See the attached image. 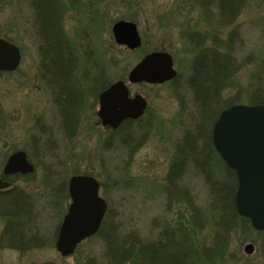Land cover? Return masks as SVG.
Masks as SVG:
<instances>
[{"label":"rangeland","instance_id":"374dc122","mask_svg":"<svg viewBox=\"0 0 264 264\" xmlns=\"http://www.w3.org/2000/svg\"><path fill=\"white\" fill-rule=\"evenodd\" d=\"M58 2L63 32L77 52L71 59L74 65L78 64L76 79L84 88L80 106L78 109L75 106L77 115L62 96L61 107L73 115L65 112L63 118L54 101L57 93L50 84L55 77L40 61L33 8L28 0H0V38L12 41L20 51L18 66L12 72L0 71V171L9 153L26 152L35 170L33 174L14 178L10 187L19 186L30 198L28 234L43 239V245L21 255L5 247L4 238L1 239L4 222L0 218V264H39L47 260L76 264L80 253L85 254L93 246L99 248L96 240L83 241L72 255L61 257L53 244L70 202L67 181L79 173H88L99 181V195L106 201L112 219L146 236L156 231L155 222L163 226L191 215L184 199L172 203L168 198H188L204 209L209 183L222 186L230 176L210 148L215 119L208 118L197 127L201 123L200 111L190 87L193 64L200 59V65L208 66L211 53H217V59L224 61L221 75L226 71V54L229 57L230 75L226 77L225 73L214 85L208 82L205 88L200 86L207 92L200 97L201 103L204 104L202 97H207L209 112L215 109L210 113L229 103L250 104L254 92L264 89V0L229 1L235 2L229 6L236 11L232 13L234 18L226 20L215 3L201 7L203 3L194 0ZM121 19L136 24L142 41L138 48L127 50L114 43L111 26ZM160 50L171 55L176 80L158 85L127 83L132 66L145 54ZM95 61L100 63L105 82L124 80L130 95L139 93L147 101L142 117L125 122L117 134L99 124L98 93L83 79V72L92 74ZM202 75L193 78L196 83ZM196 83L195 90H200ZM128 129L136 137L129 145L119 144V135ZM141 130L144 136L137 134ZM186 130L193 135L189 147L194 152L176 150ZM172 170L179 171L173 176L179 193L173 196L165 188ZM228 185L231 183L223 187L226 189ZM248 224L238 230L242 240L239 246L229 248L238 252L239 260L225 258V264H264L262 237ZM208 227H203L204 235L209 233ZM246 243L254 245L251 254L243 252Z\"/></svg>","mask_w":264,"mask_h":264},{"label":"trees","instance_id":"16d2710c","mask_svg":"<svg viewBox=\"0 0 264 264\" xmlns=\"http://www.w3.org/2000/svg\"><path fill=\"white\" fill-rule=\"evenodd\" d=\"M30 6L33 8L34 21H35V33L38 36L40 58L43 62V67L48 73L54 76L53 83H50L57 97L54 101L59 107V113L62 118L64 113H69L62 106L63 100L68 101L67 105L72 112L77 115L75 106H80L83 99V89L76 76V65H74L72 58L77 55L75 46L68 41L66 35L63 32L61 25V3L58 0H28ZM203 7L206 4L215 3L218 7L219 14L222 18L231 19L233 11L236 9H230L229 5H235L236 0H194ZM228 3V4H227ZM225 6V10H223ZM234 11V13H235ZM187 39V38H186ZM191 43H194V39H190ZM195 44V43H194ZM213 50H211L212 52ZM82 56V52L80 53ZM84 57V56H83ZM227 62L225 63L226 71L220 75V66L224 63L222 60L217 59V53H211L210 65L206 66L204 63L200 65V62L193 64V74L191 76V90L196 94L197 98V110H199L198 118L200 124L198 128L205 123L209 118L215 119L218 112L223 107H220L217 111L212 109L209 112V103L207 97L204 99V104L201 103L200 97L207 95L206 90L200 88L208 82L212 84L218 83L223 77L230 75V63L229 57L226 54ZM203 60V59H202ZM205 62V60H203ZM206 64L208 62H205ZM98 61L94 62V71L91 75L82 73L84 81L91 88L96 90L95 94L110 83L103 80V70ZM209 64V63H208ZM87 68V67H86ZM43 70V69H42ZM202 72H206L203 76ZM91 73V72H90ZM198 74L202 75L200 82L196 83L193 79ZM224 78V77H223ZM173 79V81H175ZM51 81V80H50ZM195 83L200 90H195ZM220 84V83H219ZM214 85V84H213ZM63 87V89H62ZM196 87V88H197ZM207 88V87H206ZM89 90V87H88ZM78 94V95H77ZM97 95V94H96ZM215 94H213L214 97ZM194 97V94H193ZM193 99H196V98ZM67 98V99H66ZM211 102V101H210ZM264 104V89L256 90L252 95L250 104L256 103ZM227 106L230 105L226 104ZM76 110V111H75ZM209 113V114H208ZM67 114V117L69 116ZM69 116V117H70ZM125 122H132L126 120ZM123 122L118 129L115 130L117 134L120 128L125 123ZM212 122V121H211ZM210 122V123H211ZM146 124H144L145 126ZM204 125V124H203ZM67 132V131H66ZM141 136L145 133L140 131ZM189 131H183L181 134L180 142L176 144V150L182 149L185 153H189L190 147L189 140L193 141L190 136H193ZM119 144L129 145L133 141L134 134L129 129L124 131L122 135H119ZM136 137V136H135ZM134 137V138H135ZM210 148L213 150L211 141H209ZM190 146V147H189ZM193 151V149H190ZM194 152V151H193ZM42 156V155H41ZM219 158V157H218ZM224 168L227 170L230 179L225 184L228 185L225 189L217 182H210V177L206 174V179L210 182L208 185L209 197L207 205L204 209H200L196 204H193L188 198H168L172 203H177L181 200L185 201L190 209L191 215L185 219L176 218L172 223H164L163 226H159L158 222H155L156 231L151 235H144L139 230L126 229L120 222L112 219L109 215V209L107 208L106 214L102 220V224L98 232L88 239L86 242L96 240L95 245L98 243V249L90 248L88 252L80 253L76 258V264H225L224 259L234 258L239 260L238 252L234 249H229L231 245L236 247L241 243V239L238 234V230L249 226L247 218L239 216L234 207V191L236 187V180L234 172L220 159ZM175 162V161H174ZM172 161V163H174ZM179 171L172 170L167 181L165 188L170 195L179 193L176 190L175 184L177 179L174 178L175 174ZM20 175L3 176L4 179L10 182L14 178H18ZM205 178V176H204ZM206 181V180H205ZM207 182V181H206ZM177 185V184H176ZM2 196V197H1ZM0 218L4 222L2 238H4L5 247H9L17 250L21 255L28 251V249L38 248L43 245L42 237L29 233L27 225L30 220V206L31 201L19 186H13L0 193ZM209 226V233H202L204 226ZM262 237V256L264 259V231L256 232ZM31 234V235H30ZM51 243V239L48 240ZM39 264H56L53 261L47 260Z\"/></svg>","mask_w":264,"mask_h":264},{"label":"water","instance_id":"95a60500","mask_svg":"<svg viewBox=\"0 0 264 264\" xmlns=\"http://www.w3.org/2000/svg\"><path fill=\"white\" fill-rule=\"evenodd\" d=\"M111 34L118 46L138 48L141 37L137 26L129 20H117ZM20 62L19 48L0 38V71H13ZM168 52L152 51L143 56L128 74L129 83L159 84L176 75ZM146 107L145 98L136 93L129 96L123 80H116L98 94L97 119L102 126L116 128L124 119H135ZM212 144L223 160L236 173L234 206L247 217L251 226L264 230V104H234L223 109L212 128ZM33 165L22 150L7 157L3 174H28ZM8 182L0 178V189ZM70 203L58 228L55 249L61 256L71 255L77 244L95 234L106 211V202L98 195V182L92 176L69 178ZM246 254L254 251L252 243L243 246Z\"/></svg>","mask_w":264,"mask_h":264}]
</instances>
